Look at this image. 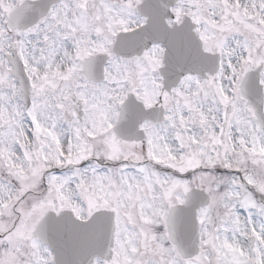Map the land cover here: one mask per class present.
<instances>
[{"label":"snow or ice","instance_id":"1","mask_svg":"<svg viewBox=\"0 0 264 264\" xmlns=\"http://www.w3.org/2000/svg\"><path fill=\"white\" fill-rule=\"evenodd\" d=\"M0 264H264V0H0Z\"/></svg>","mask_w":264,"mask_h":264}]
</instances>
